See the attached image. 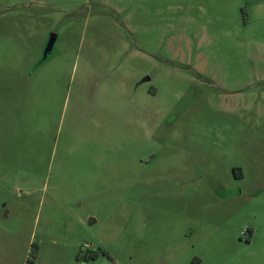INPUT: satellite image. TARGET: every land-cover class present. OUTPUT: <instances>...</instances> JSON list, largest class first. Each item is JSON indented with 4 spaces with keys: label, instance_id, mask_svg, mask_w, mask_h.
Masks as SVG:
<instances>
[{
    "label": "rangeland",
    "instance_id": "1",
    "mask_svg": "<svg viewBox=\"0 0 264 264\" xmlns=\"http://www.w3.org/2000/svg\"><path fill=\"white\" fill-rule=\"evenodd\" d=\"M0 264H264V0H0Z\"/></svg>",
    "mask_w": 264,
    "mask_h": 264
},
{
    "label": "water",
    "instance_id": "2",
    "mask_svg": "<svg viewBox=\"0 0 264 264\" xmlns=\"http://www.w3.org/2000/svg\"><path fill=\"white\" fill-rule=\"evenodd\" d=\"M55 41H56V37H55V36L52 37V39H50V41H49V43H48V47L46 48L45 57H47L48 54H49L50 52H52V49H53V47H54V45H55ZM149 80H150V78L147 77L144 81H149Z\"/></svg>",
    "mask_w": 264,
    "mask_h": 264
},
{
    "label": "flooded vegetation",
    "instance_id": "3",
    "mask_svg": "<svg viewBox=\"0 0 264 264\" xmlns=\"http://www.w3.org/2000/svg\"><path fill=\"white\" fill-rule=\"evenodd\" d=\"M47 47H48V46H47ZM53 51H54V47H53V49H52V52H53ZM52 52H50L49 54H51ZM49 54H48V55H49ZM241 178H242V177H241Z\"/></svg>",
    "mask_w": 264,
    "mask_h": 264
}]
</instances>
